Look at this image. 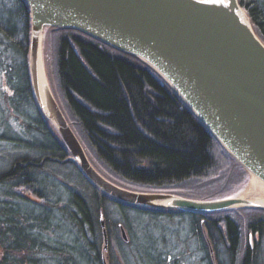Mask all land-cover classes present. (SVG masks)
<instances>
[{
    "label": "trees",
    "instance_id": "1",
    "mask_svg": "<svg viewBox=\"0 0 264 264\" xmlns=\"http://www.w3.org/2000/svg\"><path fill=\"white\" fill-rule=\"evenodd\" d=\"M238 2L264 42V0ZM30 28L24 0H0V72L11 90L9 104L23 122V134L0 135L15 150L0 165V264H118L110 243L103 252L101 219L109 240L115 237L126 250L136 239L122 240L121 226L132 235V214L190 217V236L204 264H264L263 210L135 207L116 201L86 177L35 100L28 69ZM49 30L56 35L53 93L104 177L131 190L127 184L187 185V190L203 180L209 182L202 189L211 187L221 176L228 185L244 178L236 188L194 192L204 195L202 200L228 197L245 187L248 172L152 68L77 30ZM242 213L249 214L243 239ZM122 248L118 254L126 264H167L173 252L146 246L145 251L157 254L148 262Z\"/></svg>",
    "mask_w": 264,
    "mask_h": 264
},
{
    "label": "water",
    "instance_id": "2",
    "mask_svg": "<svg viewBox=\"0 0 264 264\" xmlns=\"http://www.w3.org/2000/svg\"><path fill=\"white\" fill-rule=\"evenodd\" d=\"M24 1L30 11L28 69L35 100L97 188L120 203L141 208L264 211V42L238 0ZM51 28L77 30L152 68L248 172L250 187L235 196L201 200L135 191L104 177L53 94L44 57L45 32ZM101 233L105 254L109 236L104 219ZM121 234L127 241L122 226Z\"/></svg>",
    "mask_w": 264,
    "mask_h": 264
},
{
    "label": "rangeland",
    "instance_id": "3",
    "mask_svg": "<svg viewBox=\"0 0 264 264\" xmlns=\"http://www.w3.org/2000/svg\"><path fill=\"white\" fill-rule=\"evenodd\" d=\"M51 31L48 29L45 32V42H44V57H45V66L48 78L51 84L54 86L56 85V78H55V70H54V63L52 59V52L51 47L53 46V38L56 35L51 34ZM56 91V89H55ZM11 96V90L8 89L7 83L5 81V77L0 72V135L6 134L10 135L11 130L15 133L23 134L22 126L23 122L18 117L17 114L13 111L11 104H9V97ZM58 96V95H57ZM9 131H8V130ZM17 131V132H16ZM15 152L14 147L11 143H6L5 141H0V165L3 163L2 159L8 158V154H13ZM225 165V162L221 161L220 166ZM229 165V164H228ZM226 166V169L229 166ZM235 171H233L232 175H234ZM224 174V173H223ZM228 176V172H227ZM226 176V177H227ZM224 177L221 176L219 178L217 184H214L211 187H206L202 189L204 186H207L204 183L209 182L208 180L198 181L195 184L190 186L187 190L186 186H175L171 188L167 187H146L141 185H134V184H127L130 188L134 190H139L141 192H166L172 193L176 195H180L187 198L192 199H199L204 195L196 194L194 192H206V191H214L220 190L223 187L228 185V179H223ZM218 180V179H217ZM244 178H236L234 179V183L228 185L227 189H231L232 187H238L242 184ZM194 183V182H192ZM201 184V185H200ZM250 187V176L245 184V187L242 188L240 191L233 192L230 196H235L238 194L244 193ZM193 192H192V191ZM235 190V189H234ZM208 194V193H207ZM202 200V199H201ZM240 209V208H239ZM238 209V210H239ZM251 209V208H250ZM249 215L247 213H242L239 215V220L242 225V239L245 238L248 233L246 229V216ZM134 220L133 224V231L132 235L128 233L127 236L135 237V245L134 247L123 249L122 247L117 246L116 239L112 240L110 238L109 243L111 245V252L114 255L115 260H117L118 264H126L124 259L119 257V248L126 251L127 253H132L133 255H138L142 261H151V256L156 257L157 254L155 252L145 251L146 246H152L153 244L156 247L164 248L166 250L167 247L172 248L173 252L168 256L169 261L167 264H173L174 260L177 261V264H204L200 260L201 253L198 251L197 240L191 235V219L187 216H180V215H168V216H161L155 215V217L151 216H138L135 214L130 215ZM121 239L123 240L122 234H120ZM253 240V239H252ZM164 246V247H163ZM1 249V248H0ZM122 252V251H121ZM124 252V253H126ZM119 253V254H118ZM152 254V255H151ZM154 261V260H153ZM152 261V262H153ZM131 263V262H130ZM137 264V263H136Z\"/></svg>",
    "mask_w": 264,
    "mask_h": 264
},
{
    "label": "bare ground",
    "instance_id": "4",
    "mask_svg": "<svg viewBox=\"0 0 264 264\" xmlns=\"http://www.w3.org/2000/svg\"><path fill=\"white\" fill-rule=\"evenodd\" d=\"M53 94H54V93H53ZM54 95H55V94H54ZM71 128H72V126H71ZM72 130H73V128H72ZM73 131H74V130H73ZM74 133H75V132H74ZM75 134H76V133H75ZM76 136H77V134H76ZM77 138H78V136H77ZM78 139H79V138H78ZM79 140H80V139H79ZM80 142H81V141H80ZM81 144H82V143H81ZM82 146H83V144H82ZM83 147H84V146H83ZM84 149H85V148H84ZM254 189H255V190H261V189H258V188H257V189L254 188ZM255 190H252V192H253V193H256ZM249 193H250V194H253V193H251V191H249ZM104 220H105V219H104ZM105 225H106V224H105Z\"/></svg>",
    "mask_w": 264,
    "mask_h": 264
}]
</instances>
